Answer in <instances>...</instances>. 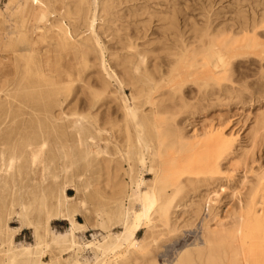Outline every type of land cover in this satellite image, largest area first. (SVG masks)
<instances>
[{
	"label": "bare ground",
	"instance_id": "obj_1",
	"mask_svg": "<svg viewBox=\"0 0 264 264\" xmlns=\"http://www.w3.org/2000/svg\"><path fill=\"white\" fill-rule=\"evenodd\" d=\"M122 1L130 0H9L0 9V264H41L50 247L63 250L67 240L73 245L76 229L115 223L122 225L121 232L98 243L100 257L93 264H264V166L249 165L257 161L254 149L264 145V105L249 128L250 143L244 139L248 147L238 146L237 135L224 131L226 112L191 131L190 122L182 121L216 105L243 104L245 93L249 102L264 99L263 91L257 96L251 91L247 69L235 76L236 59L249 60L251 53L262 62L254 69L264 72L259 37L264 6L259 14L253 7L250 14L238 9L232 24H216L208 15L201 25L192 23L189 39L175 7L161 12L133 3L127 6L129 17L156 16L165 32L164 41L139 44L129 32ZM97 19L120 43L112 57L120 66L119 78L107 65ZM156 42L162 44L158 52ZM161 54L167 56L165 68L156 60ZM189 83L195 88L187 94ZM126 85L130 101L118 94ZM78 86L87 95L86 105L71 102ZM111 90L122 114H107L102 121L92 109ZM108 131L116 141L113 154ZM225 163L232 176L244 173L234 191L237 202L225 220L216 221V203L228 188L221 183ZM146 170L149 180L143 178ZM71 184L75 199L66 194ZM202 188L199 200L191 202L193 220L186 223L202 216L200 239L159 263V236L178 229L172 222L175 207ZM13 217L20 228L34 226L33 249L13 247L19 230L9 225ZM53 217L69 220L66 234L50 231ZM156 218L161 229L151 224ZM143 225L145 235L135 241Z\"/></svg>",
	"mask_w": 264,
	"mask_h": 264
},
{
	"label": "rangeland",
	"instance_id": "obj_2",
	"mask_svg": "<svg viewBox=\"0 0 264 264\" xmlns=\"http://www.w3.org/2000/svg\"><path fill=\"white\" fill-rule=\"evenodd\" d=\"M8 2L9 0H0V9H5V6ZM133 3H136V4L143 3V5L147 4L151 10L153 11L159 10L161 12L170 10L171 8L175 7L177 14H178L180 26L183 30L185 29L186 36L189 39L190 38L192 39L191 35L193 36V34L190 32L192 23L195 22L197 25H201L203 22L207 20L208 15L212 16V18L214 19V23L216 24L217 23L232 24L237 21L236 13L238 9L244 8L248 12L247 14H250V8L253 7L255 12L259 14L264 6V0H130L128 2H123L122 12L125 14L124 17L126 19L125 20L126 24L129 25V32L130 34L133 35L134 38H136V41L139 44H141L145 40L150 41L152 39L164 41L165 32L163 31L162 22L156 16L149 19L146 13H142L136 17H129L128 16L129 10L127 6ZM100 23L101 21L97 19L95 29L97 33L99 34L101 44L105 48V59H106L107 65L109 67V70L112 69L113 72L115 71L114 73L119 78L120 66L116 64V62L112 59V57L115 55V51L120 47V43L118 42L117 37L113 35V33H110L109 31L106 30V27L101 29ZM259 37H260V40L264 39V32L262 30L261 32H259ZM157 42L156 44H154L156 52L159 51L160 46L162 45ZM250 51H253V49H251ZM250 56L253 57L254 62L250 60L252 59V57L251 58L249 57V60H248V57H238L236 59L235 61L236 70L235 71L238 74H235V76L241 77L242 72L247 69L248 72H247V75L245 76L247 77V79H249V84L252 89L251 91L254 93V95L257 96V95H260L262 91L264 93V84H263L264 80L263 82L261 80V79H264L263 77L264 72H260L259 70H257L259 69L260 63H262L258 59L257 54L251 53ZM156 60L159 66L161 65L162 68L166 67V62H167L166 55L161 54L159 57L157 56ZM251 63L253 64V67H251L252 66ZM257 63L259 64L258 66H257ZM248 65H250V67ZM237 68H239V70ZM249 68H250V71H249ZM254 68H257V69H254ZM256 71H258L259 73ZM253 72H255V74ZM244 74H246V72ZM257 74L259 75V77ZM256 76L258 77L257 80L260 83L257 80H255L257 78ZM112 83H113V87H112L113 89L118 88L116 80L113 78H112ZM260 84L262 85L260 86ZM194 88L195 86L189 83L187 86H185V92L187 94L191 93V90H193ZM118 94L119 96L124 94V96H126L129 101L131 100V89L127 85L124 86L123 91L122 92L119 91ZM245 95H244L245 102L243 104L242 103L231 104L228 107L216 105L212 109H210L209 112H207V114L205 115L200 114L197 116L195 115L193 117L191 116L190 119L188 117L187 118L183 117L182 121L183 119H185L183 122H186V121L190 122V123L187 122V124L189 123L187 127L189 131H191L193 130L194 126L197 128H202L203 124L206 123V119H210L213 117V122L214 123L217 122L219 115L224 114L225 112L226 113L228 112V114L225 113L224 114L225 117H223L225 121L223 122V125H222L224 131L227 134L234 133L235 135H237L238 146L239 145L249 146V144H247V143H250L249 142L250 137L248 134L249 128L252 125L256 114L259 112V108H261L264 105V99L261 98L260 101L249 102L248 93H245ZM245 97H247V99H245ZM87 100L88 98H87L86 93L82 92L81 86H78L73 97L71 98V102L77 101L78 104L81 103L79 105L81 106L84 103V101L87 104ZM85 103L83 105H86ZM99 105L98 106L96 105L95 107H93L92 112L93 113L99 112L101 114L102 121L106 120L107 114L121 117L122 111L120 110L121 109L120 102H119V99L114 97V93L112 90L108 98L105 101H103L102 104H99ZM68 106H69L68 104L65 105V109H67ZM226 109H228V111H226ZM84 110L86 111L88 110L87 106H85ZM212 113L215 114V116ZM67 116H68V113H67ZM207 116L208 117L210 116V117L208 118ZM102 117L104 120L102 119ZM106 134L108 137L112 136V139L109 140V151L111 152V154H113L114 146L116 144L115 137L112 135L111 131H108ZM244 141L247 143H244ZM101 143L102 145H104L105 141L102 140ZM254 156L256 157L257 161L251 162V160H249V165L251 169H256L257 167H259V165L264 166V145L263 143L262 145L260 143V145H257V147L254 149ZM226 164L227 163H225V165ZM225 165H223V171L221 172V174H223L224 176L223 179H221L222 181L221 183L223 184L226 183L228 188L224 192L221 193V196L218 198V202L216 203L217 210L219 212L216 218L217 219L216 221L222 220V219L225 220L226 219L225 213L227 214L226 212L227 209L235 205V203L237 202V196L234 195V191L235 192L238 191L239 187L237 186L238 185L237 182L239 181V177L244 173L242 169V171H239L238 173H236L237 175L234 174L235 176L234 177L231 175V171L229 170V168H227L228 164L226 166ZM78 169L82 171L81 167H79ZM248 174L250 175V172H248ZM230 175L233 177V179ZM150 177H152L151 172L149 170L144 171L143 178L145 180H149ZM228 178L229 179L231 178V179L229 180ZM67 190H66L67 197L69 199H75L77 196L76 186L71 184L67 187ZM201 190L198 191L197 193H191L187 198H185L186 201L185 199H183L175 207L172 213V222L176 224L178 229L167 235H164V237H162V235L161 237L159 236L160 239L159 238L158 239H159L160 248L156 252L157 259L159 258V263H164L165 261L166 262L171 261L175 257L176 252L180 247H182L186 243H191L195 238L200 239V236H201L200 220L202 219L201 218L202 216L200 218H197V220H195L192 225H188V224L186 225V223H189L190 221L193 220L192 218L193 214L192 213L190 214V212H192L191 202L194 199L199 200V198L204 193V188H202ZM191 196H193L192 197L193 199H191ZM205 214L206 212L204 213L203 211V215ZM76 217L77 218L79 217L78 221L82 223L85 222L84 216L81 212H78ZM153 223L156 224V227H157V228L155 227V230L162 228V224L158 218L154 219L151 224ZM9 225L11 228H19V230L15 232L13 235L12 244L15 249H22V248L33 249L35 247L36 237H35L33 225H24L23 227L20 228L19 227L20 221L17 217L11 218L9 221ZM105 226L102 224H97V225H89L82 229H76L74 232L73 245H70V242L67 240L62 246L64 247L63 250L59 248L60 245H57L58 247H54V246L50 247V249H48L45 253H43L41 257V264H52V262L54 263L56 261H59L60 264H72L75 261H79L81 262V264H93L100 257V254L97 249L98 243L102 242L103 238H105L108 235H111V236L118 235L122 230V225L119 223H115L112 225L105 224ZM69 227H70L69 220L64 217H53L50 221V231L54 234H66ZM146 229H147V225H143L138 229L136 233L137 236H135V241H140L144 237Z\"/></svg>",
	"mask_w": 264,
	"mask_h": 264
}]
</instances>
